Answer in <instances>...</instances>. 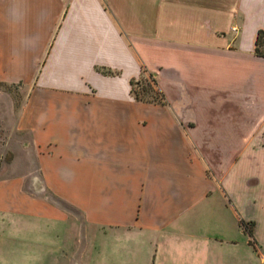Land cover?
<instances>
[{
	"label": "crops",
	"instance_id": "crops-1",
	"mask_svg": "<svg viewBox=\"0 0 264 264\" xmlns=\"http://www.w3.org/2000/svg\"><path fill=\"white\" fill-rule=\"evenodd\" d=\"M259 29L264 0H0V256L264 264Z\"/></svg>",
	"mask_w": 264,
	"mask_h": 264
},
{
	"label": "rangeland",
	"instance_id": "rangeland-1",
	"mask_svg": "<svg viewBox=\"0 0 264 264\" xmlns=\"http://www.w3.org/2000/svg\"><path fill=\"white\" fill-rule=\"evenodd\" d=\"M143 82L140 86L134 85L137 90L140 92L141 96L143 98H153V96L157 95L156 93V87H155V81L152 80V76H147L142 79ZM13 90H16L14 87H12ZM11 89V90H12ZM17 150L11 149L9 147V143L7 141V133L6 132H1L0 131V178L5 177L8 175H11L14 168L20 169L22 167L21 160L22 156H18ZM30 158V159H29ZM21 159V160H20ZM28 159L31 161V157L29 155L28 150L25 149V174L27 176V181L25 183V187H28L30 185V178L35 175V172H29V165H28ZM30 191H35L37 190H31ZM60 202V201H58ZM62 203V202H61ZM62 205L66 206L67 209L71 213H78V211L73 208L72 206H69L66 203H62ZM3 256H0V264L6 263L8 261L9 264H20V257L16 256L15 254H12V256L7 255L5 256V253L2 254Z\"/></svg>",
	"mask_w": 264,
	"mask_h": 264
},
{
	"label": "trees",
	"instance_id": "trees-1",
	"mask_svg": "<svg viewBox=\"0 0 264 264\" xmlns=\"http://www.w3.org/2000/svg\"><path fill=\"white\" fill-rule=\"evenodd\" d=\"M255 51L258 54L264 55V29H259L258 34H257V38H256V47H255ZM144 77L142 78H138V79H132L131 80V84H132V92L135 95V97L139 98V99H143V100H162V96L160 94V92L156 89V93L157 95L153 96V98L147 99V98H143L140 94V92L137 90V88L134 85L140 86L143 82ZM152 80H154V78L152 77ZM244 229L251 234V222H244L241 221Z\"/></svg>",
	"mask_w": 264,
	"mask_h": 264
}]
</instances>
